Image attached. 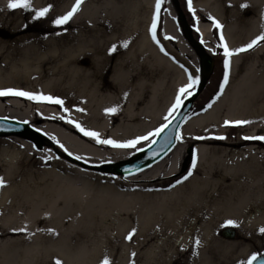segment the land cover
I'll list each match as a JSON object with an SVG mask.
<instances>
[{
  "label": "bare ground",
  "instance_id": "6f19581e",
  "mask_svg": "<svg viewBox=\"0 0 264 264\" xmlns=\"http://www.w3.org/2000/svg\"><path fill=\"white\" fill-rule=\"evenodd\" d=\"M5 1L0 0V4ZM245 3L252 6L253 16L244 17L246 9L241 5ZM192 5L198 14V30L204 36L210 33V24L201 20L200 11L213 18H217V14L219 22L252 24L255 35L264 34V0H192ZM225 8H230L231 19L221 17L220 11ZM20 14L17 12L16 18ZM0 18L4 22H11L14 17L0 12ZM163 29L173 38L183 40L179 29L172 22L165 21ZM29 38L32 40L34 36L23 39ZM20 40L16 39L14 44L7 47V55H0V90L13 89L42 93L45 96H61V100L75 110L74 117L81 127L98 132L101 139L120 143L139 137L142 125L146 128L145 133L152 123L156 127L164 122L156 121L172 100L167 97L169 81L177 83L185 74L177 63L156 46L152 47V69L141 70L133 66L132 59L136 55H122L117 62L113 55H23L25 49L37 52L38 47L44 45L38 41L28 45L19 44ZM141 44L145 47L151 45L147 35H144ZM260 49H264V41ZM261 58L264 63V56ZM239 60L240 57L236 56L233 66ZM111 63L115 66L110 69L108 65ZM157 66L160 71L153 69ZM261 70L264 74V68ZM153 74L159 75L154 84L151 81ZM263 88L264 79L242 80L236 87L227 88L204 113L185 120L183 125L188 126L186 133L198 124L201 127L208 126V130L204 131L219 130L220 136L226 137L215 139V136L207 132L192 136L196 143L193 147L196 167H191L189 171L192 175L187 180L182 179V183L171 189L164 188L162 182L159 186H140L129 191L121 190L118 182L129 185L130 181L149 178L157 180L163 174L170 179L181 173L180 152L173 149L142 171L130 176L114 174L101 182L103 171L98 168L132 158L134 147L139 144L130 148L98 144L94 138L83 135L72 123H68L66 118L61 119L60 113L54 112L49 106L51 102H36L14 95L0 96V115L9 111L14 119L27 123L40 120L37 125H31L55 142L54 149H57L60 156L67 158L71 153L69 156L75 160L73 164L58 155L54 159H43V149H39L43 147L37 148L21 135L5 136L6 140L0 142V177L6 182L0 188V236L5 235L6 238L0 241V249L25 247L26 251H43L44 256H49L53 250L61 254L60 260L65 264L92 259L96 252L106 247L102 239L95 237L91 244L78 240L83 252L79 256L62 240L63 237L53 236L57 232L54 225L61 219L57 214L71 204L80 207L70 219L71 222L86 218L98 221L97 225L100 226L105 224L102 219L111 218L114 225L107 224L106 228L113 230L117 227L121 230L122 223L133 220L132 229L124 233L127 236L136 229L133 245L125 242V247L132 245L135 253H139L153 239L161 240L159 248L162 249L166 244V230H170L171 235L180 243L179 246L173 243L176 251L188 250L190 244L194 246L199 232L208 229L204 221L210 220L220 208L233 211V216L240 218L247 228L262 234L259 230L264 228V168L255 166L264 163V141L246 140L244 137L256 136L264 128L263 115L256 121L251 120L250 115L258 109L264 111V97L258 95L264 93ZM224 105L230 113L221 116V107ZM112 107H116L117 111L106 114L105 109ZM226 117L252 123L245 125L248 130L246 134L233 140L223 130V119ZM178 136L182 137V128ZM243 144L245 147L240 148ZM49 164L72 171L83 179V185L78 186L68 176L61 177L48 168ZM69 198L74 201H69ZM92 226L89 230L94 229V223ZM19 229L26 231H14ZM20 233L24 235L17 237ZM186 236L191 240H186ZM39 260L47 261L43 256L34 255L31 259H24V264H39ZM20 261L9 256L4 257L0 264H20ZM160 263L164 264V261Z\"/></svg>",
  "mask_w": 264,
  "mask_h": 264
},
{
  "label": "rangeland",
  "instance_id": "374dc122",
  "mask_svg": "<svg viewBox=\"0 0 264 264\" xmlns=\"http://www.w3.org/2000/svg\"><path fill=\"white\" fill-rule=\"evenodd\" d=\"M9 2L10 0H7L0 4L1 13H9L11 18L14 17L11 22H4L0 18V55H7L9 51V48L7 49V47L14 44L16 39L19 40V38H21L19 44L28 45V43L38 41L39 43L42 42L41 44L44 45H40L37 52L27 51V49H25L22 53L23 55H113L115 62H117L122 55H136L135 59H132L133 66L135 65L136 69L151 70V55H154L152 47L156 46L159 50L163 49L161 52L171 58L185 71L184 77L178 80L177 83L175 81H169L170 85H168L167 97L172 98V100L167 108L163 110V115L156 121L161 122L164 120V122H161L156 127L154 126L155 123H152L147 128L149 130L145 133L143 132L146 128L142 125L139 129L141 132L139 137L153 133L158 128H163L170 118L177 112L179 108L169 117V120L166 121L164 119L165 116H168L169 111L175 102L178 90L189 83L190 75L193 79L197 77L199 78L198 83L191 89L192 92L197 88L201 80L199 59L184 35H182L183 40H177L167 34L163 29L165 21H170L177 27L178 11L173 0H163V3L161 4V11L159 13L156 27V40H153L150 29L153 17L156 15L155 5L157 0H84L80 10L74 15V17L67 24L59 26L56 25L54 21L70 11L75 0H33L32 7L28 9H10L7 6ZM178 2L180 9L186 17V21L191 26L194 38L198 41L204 42L206 49L209 50L210 55L214 58V67L210 78L203 91L196 98L191 110L184 118V123L185 120L187 121L191 119V117L204 113L208 109V105L213 104L216 99L221 97L227 88L231 87L232 89L242 80H248L249 78L263 80L264 74H262L261 69L264 68V63H262L263 59H260V57L264 56V49H260L261 41L253 49L229 57L230 68L228 83L221 93L220 85L223 82L225 74V56L224 49L220 46V37L221 35L223 36L224 42L227 44L229 50H236L245 47L251 40L258 37L254 34V27L252 24L249 26L243 23L235 24L234 22H219V17L215 14L217 17H214L215 21H218L221 25L220 28H216L213 24V20L209 19L211 16L200 11L199 15L201 20L210 24V33L208 36H204L197 27V12L195 11V14L193 15V13L189 11L187 0H178ZM245 4L248 5V7L245 8L246 10L243 13L244 17L253 16L252 6H250L249 3ZM46 6L50 8L46 16L40 19H34L35 11ZM17 12L21 13L18 18H16ZM220 15L221 17L224 16L226 20L232 18L230 8L222 9ZM43 27L45 28L42 30ZM245 27H249L247 28L248 33H252L248 34ZM229 30H231L233 37L230 36ZM32 35L34 36V39L32 40L31 38L27 40L23 39L24 37ZM144 35L149 37L151 45L145 47L141 44ZM167 37H171V39H168ZM125 41L128 42V47L126 48L123 47ZM114 44L117 45V50L115 52H110L109 49ZM2 46L5 47L2 48ZM236 56L240 57V60L233 66V63H235L234 58ZM114 66V63L108 65L110 69ZM233 67H235V69L231 71ZM153 69L160 71L159 66L156 68L153 67ZM109 73L111 74V71H109ZM157 78H159V75L153 74L151 80L153 84L157 82ZM258 95H261L260 98L264 97V93H259ZM54 98L61 99V96L57 95ZM184 99L185 98H183V100ZM48 104H51L49 106L52 107L53 111L60 113V115L66 118L67 121L72 120L79 122L78 119H75L74 115L76 112L71 106L66 105L65 103L63 104V107L55 103ZM64 109H67V112L70 111V113H64L66 112ZM229 113L226 105L221 107V116H225ZM250 115L251 120H260L262 115L264 116V111L260 112L258 109ZM0 116L13 118L9 111ZM223 120L224 123L225 121H236L230 120V118H224ZM39 122L40 120L37 119L33 120L32 123L37 125ZM32 123L29 124L31 125ZM183 123V127L181 126L182 141L178 140L173 148L178 150L181 154L182 161L179 169L182 170V172L170 179H167V175L163 174L157 180L151 178L144 181L135 180L130 181L129 185H126L124 182H118V186L121 190L129 191L130 189H136L140 186L145 187L148 185L159 186L162 182H164V188L171 189L174 186H177V181H181L192 167L193 158L191 160L188 155V149L194 147L196 144L192 136L200 135L204 132L215 137L221 135V131L219 130L204 131V129L208 130V126L201 127L198 124H195V126L191 130L189 129V132L186 133L188 126L186 125V127ZM245 127V125L236 126L229 124L228 126H225L223 130L229 138L235 140L239 135H244L248 132ZM262 134L264 135V128L260 129L256 136ZM5 136L12 135H0V142L6 140ZM22 137L30 140L37 148L43 147L39 148L40 150L43 149V159H54L56 155H58L70 163H73L72 161L75 162L74 158L69 155L66 156L67 158L60 156L57 149H54L55 143L53 146L47 142H42L40 146L34 139L25 136ZM135 138H137V136ZM155 138L156 136H150L148 140L141 141L139 146L137 145L134 147L133 156L148 146ZM239 147L243 148L245 147V144L240 145ZM255 167L262 169L264 168V163L260 165L257 163ZM48 168L52 169L63 178L68 176L71 180L74 179V182H76L78 186L83 185V179L81 177L76 176L72 171L67 170L62 166L49 164ZM109 176H114V174L103 171L101 182H105L106 179L110 178ZM93 189L96 190V187L94 186ZM71 199L69 198V201H74ZM79 208L78 205L74 206L71 204L69 208L63 207L60 213L57 214L61 219H59L54 225V228L57 231L55 232V235H53L54 238L63 237L62 240L64 242L66 241L71 250H73V252L75 251V254H78L79 256L83 255V252L81 251L82 245L77 243L78 240L87 241L88 244H91L92 241H95L96 237L102 239L106 243V247L101 248L99 252H96L95 255L92 256V259L85 262L78 261L71 264H101L105 257L110 261V264H161V260L164 261V264H243V262H246L253 254L257 255L264 251V233L260 234L257 231L250 230L240 218L233 216L235 215L233 211H227V209H217L210 220L204 221L208 228L207 230L210 232L207 233V230L199 232L197 239L201 241V244L198 247L196 244H194L193 247L190 244L187 248L188 250L181 251V249H178L176 251L173 243L175 242V245L178 246L180 243L171 235L172 233L170 230H166L164 232V241L166 244L162 249L159 248L161 240L153 239L145 245L139 253H135V250L131 247L133 245L134 237L131 241H128L125 239L126 235L124 233L132 229V226L134 225L133 220H128V222L122 223V225H120L121 230H118L117 227L113 230L106 228L107 224L114 225L111 218L102 219L105 221V224L100 226L97 225L98 221L95 222L86 218L76 219V221L71 222L70 219L76 215ZM228 220L235 221L236 225H228L226 223ZM201 222L202 221H200V223ZM93 223L94 229L89 230L93 227ZM226 227H232L237 231V234L233 239H227L222 235V230ZM110 232H113V234ZM17 235V237H21L24 233ZM180 237L185 239L184 236ZM5 238V235L0 236V241ZM186 240H191V238L186 236ZM127 241L132 244L129 248L125 247V242ZM184 242L185 241H183V244ZM25 243H27V241H25ZM24 248L18 247L13 250L0 249V261L3 260L4 257L10 256L11 258L15 257L17 262L21 260L20 264H24V259H31L34 255H36V257L43 256L47 260L45 262H40L39 260V264H55L57 259L60 260L61 254L59 252L52 250L49 256H44L43 251H26ZM196 252H198V255H194ZM132 253H135V256H133ZM62 264H65V262H62Z\"/></svg>",
  "mask_w": 264,
  "mask_h": 264
},
{
  "label": "snow or ice",
  "instance_id": "6c2138e0",
  "mask_svg": "<svg viewBox=\"0 0 264 264\" xmlns=\"http://www.w3.org/2000/svg\"><path fill=\"white\" fill-rule=\"evenodd\" d=\"M32 3L33 0H10V2L8 3V8L10 9H17V8H21V9H28L32 7ZM84 3V0H75V3L73 5V7L71 8L70 11H68L65 15L57 18L54 23L56 25H64L67 24L73 17L74 15L80 10L81 5ZM163 3V0H157L156 5H155V12L156 15L153 17V22L151 25V33H152V38L153 40H156V27H157V20L159 17V13L161 11V4ZM187 7L189 9L190 12L193 13V15L195 14V9L193 8L192 5V0H187ZM242 8H246L248 7V5L246 4H242L241 5ZM50 8L48 6L43 7L39 10L35 11V15H34V19H40L44 16H46V14L49 12ZM209 19L213 20V24L216 28H220L221 25L219 24L218 21H215L214 18L209 17ZM168 39H171V37H167ZM221 40V47H223L224 49V56H225V60H224V67H225V74H224V79L222 84L220 85V90L221 93L223 92L224 87L227 85L228 83V77H229V68H230V60L229 57H231L232 55L235 54H239L240 52H245L248 50L253 49L254 47H256L261 41H264V34H261L260 36L254 38L253 40H251L245 47H241L239 49L236 50H229L227 47V44L224 42V38L221 35L220 37ZM123 47H128V42L125 41L123 43ZM117 50V45H112L111 48L109 49L110 52H115ZM163 51V49H161ZM199 78H195L193 79L192 76H189V83L186 86L181 87L178 90V93L175 97V102L173 103L168 116H165L164 119L167 121L169 120V117L172 116L176 110L178 108L181 107L182 102H183V98H187L190 97L192 95H194V93L191 91V89L198 83ZM7 95H14V96H19V97H24L26 99L29 100H34L36 102H51V103H55L57 105H60L61 107H63L64 101L59 99V98H54L52 96H45L42 93H30V92H26V91H21V90H13V89H7V90H0V96H7ZM212 104L208 105V108H211ZM66 112L68 111L67 109H64ZM77 111L83 112L84 109H77ZM117 111L116 107H112V108H107L105 109V113L106 114H114ZM61 119H64V117H61ZM68 123H72L74 125V127L79 130L80 132L83 133V135L85 136H89L92 137L96 140V143L98 144H108L111 145L112 147H116V148H130V147H134L136 144H139L141 141L143 140H148L150 136H158L161 132L164 131V128L168 127V124H165L163 128H158L156 129L155 132L153 133H149L148 135L145 136H141V137H137L135 140H130L127 142H117L111 139H101L100 138V134L98 132L95 131H90L87 130L83 127H81L79 122L76 121H72V120H68ZM252 123V121H247V120H243V121H234V122H230V121H225V126H228L229 124H233L236 126H240V125H246V124H250ZM178 139H182V137H177ZM215 139H225L226 137L224 136H218V137H214ZM198 139H203V137H198ZM244 139L248 140V139H252V140H261L264 141V136H253V137H244ZM154 143V141H153ZM62 147V146H61ZM69 155H71V153H69ZM76 159H80V157H76ZM192 167L195 168L196 167V159L193 160V164ZM192 175V172L189 171L187 173V175L184 176V180H187L190 176ZM183 181H177V183H182ZM6 185V182L4 180L3 177H0V188H3ZM228 225H236V222L233 220H228L226 222ZM14 231H26V229H19V230H14ZM261 233H264V228H261L259 230ZM136 233V229H133L131 232L128 233V235L125 237L126 240L131 241L134 237ZM195 244L198 247L201 244V241L199 239L195 240ZM181 251H184V249H181ZM133 256H135V253H132ZM194 255H198V252L194 253ZM257 260V256L255 254H253L246 262H243V264H253V261ZM55 264H62V262L60 260H56ZM101 264H110V261L107 259V257H105Z\"/></svg>",
  "mask_w": 264,
  "mask_h": 264
},
{
  "label": "water",
  "instance_id": "95a60500",
  "mask_svg": "<svg viewBox=\"0 0 264 264\" xmlns=\"http://www.w3.org/2000/svg\"><path fill=\"white\" fill-rule=\"evenodd\" d=\"M173 2L178 11L177 27L180 28V31L198 56L201 68V80L197 88L193 91L194 95L184 99L179 110L167 123L168 127L164 128V131L156 136V138L153 140L154 143L152 141L148 146L140 150L136 155L128 160L105 164L103 167L98 168L102 171L116 175L130 176L142 171L143 169L149 167L166 156L176 145V136L179 133L180 126L182 125L184 118L191 110L195 99L203 91L210 78L214 67V58L205 48L204 43L194 38L191 27L186 21L184 13L179 7L178 0H173ZM0 135L25 136L34 139L40 146L42 142H47L53 146L55 143L51 138L46 137L43 133L37 131L29 123L9 117L0 116ZM188 154L189 158L192 159V147L188 149ZM236 234V230L232 227H226L222 230V235L227 239H233ZM256 256L257 260L253 261V264H264V254Z\"/></svg>",
  "mask_w": 264,
  "mask_h": 264
},
{
  "label": "flooded vegetation",
  "instance_id": "af4514ba",
  "mask_svg": "<svg viewBox=\"0 0 264 264\" xmlns=\"http://www.w3.org/2000/svg\"><path fill=\"white\" fill-rule=\"evenodd\" d=\"M261 254H264V251L262 253L258 254V255H261Z\"/></svg>",
  "mask_w": 264,
  "mask_h": 264
}]
</instances>
